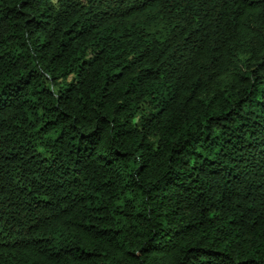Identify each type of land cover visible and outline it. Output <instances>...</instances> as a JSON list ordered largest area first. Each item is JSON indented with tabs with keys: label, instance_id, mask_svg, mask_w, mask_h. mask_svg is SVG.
<instances>
[{
	"label": "trees",
	"instance_id": "1",
	"mask_svg": "<svg viewBox=\"0 0 264 264\" xmlns=\"http://www.w3.org/2000/svg\"><path fill=\"white\" fill-rule=\"evenodd\" d=\"M0 264H264V0H0Z\"/></svg>",
	"mask_w": 264,
	"mask_h": 264
}]
</instances>
